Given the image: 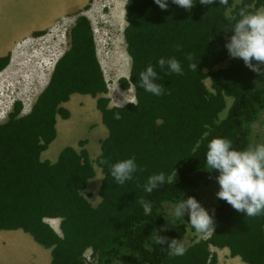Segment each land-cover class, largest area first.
Instances as JSON below:
<instances>
[{
    "label": "trees",
    "instance_id": "trees-1",
    "mask_svg": "<svg viewBox=\"0 0 264 264\" xmlns=\"http://www.w3.org/2000/svg\"><path fill=\"white\" fill-rule=\"evenodd\" d=\"M167 3L166 11L154 0L124 4L123 34L131 63L129 76L119 79V84L133 86L134 102L109 107L91 22L78 14L69 29L70 45L54 62L30 111L21 114L22 103L17 100L0 123V230L29 233L51 248V264H83L88 247L95 264H217L210 245L227 246L247 264H264V214L248 217L223 200L204 202L198 197L202 186L219 189L218 173L210 172L206 164L209 141L222 137L237 150L247 148L252 145L251 125L264 111V75L251 71L240 59H229L224 46L233 34L228 30L234 24L231 18L239 19L241 8L256 12L264 7V0H229L227 6L219 0L212 5L196 0L190 11L171 0ZM189 53L191 63H198L197 71L188 67ZM173 57L180 61L182 75L169 73L167 65L163 70L158 66L160 58ZM226 60L228 64L221 66ZM9 61L10 55L0 57V71ZM149 65L158 74L155 83L163 88L161 96L139 86V74ZM75 92L96 98L108 130L100 140V153L91 160L86 148L65 146L55 162L41 160V151L56 136L57 115L69 117L62 103ZM132 157L142 170L123 185L111 176L109 165L100 164ZM94 164L103 173L101 201L95 207L83 194L95 175ZM174 171L176 178L168 183L167 176ZM160 172L166 182L151 194L145 192L149 176ZM189 196L210 215L214 210L215 231L189 244L185 255L174 256L167 244L157 245L153 237L157 232L171 240L195 230L187 214L184 220H175L165 207ZM142 199L153 204L150 212L140 204ZM55 217L61 218V235L44 220ZM165 227L167 231H160Z\"/></svg>",
    "mask_w": 264,
    "mask_h": 264
},
{
    "label": "rangeland",
    "instance_id": "rangeland-1",
    "mask_svg": "<svg viewBox=\"0 0 264 264\" xmlns=\"http://www.w3.org/2000/svg\"><path fill=\"white\" fill-rule=\"evenodd\" d=\"M125 3L126 0H87L84 8L76 12L77 14H68L55 26L43 30L42 34H34L33 37L21 41L9 61V69L0 73V123L7 119L15 101L22 103L21 114H26L23 113V104L29 106L34 103L48 82L54 62L70 45L69 29L78 14L87 16L91 22L97 56L108 84V92L104 95L109 98V107L134 102L133 86L123 88L119 84V79L129 76L131 63L123 34L127 24ZM77 94L88 96V99L83 98V102H80L83 105L74 103V99L68 102L70 117L68 120L58 118L57 137L49 145L50 151L54 153H60L63 146H71V143L79 142L82 138H88L86 148L89 147V152L92 147L96 150L99 147L100 150V143L96 138L107 134V128L101 121V113L95 104L96 98ZM88 122L92 129L87 126ZM250 139L252 145L264 143V111L251 125ZM81 148H85V144L77 143L76 149ZM101 175L102 173L97 172L91 182L100 184ZM202 187L198 192L199 199L216 202L219 189L215 185ZM175 205L166 203L165 207L173 211ZM48 221L58 230L57 220ZM29 264H34V259Z\"/></svg>",
    "mask_w": 264,
    "mask_h": 264
},
{
    "label": "clouds",
    "instance_id": "clouds-1",
    "mask_svg": "<svg viewBox=\"0 0 264 264\" xmlns=\"http://www.w3.org/2000/svg\"><path fill=\"white\" fill-rule=\"evenodd\" d=\"M162 11L168 8L167 0H154ZM171 2L185 10H191L195 6L194 0H171ZM201 5H212L215 0H199ZM220 5L227 6L229 0H219ZM239 19L233 16V26L228 29L233 34L224 45L228 55L233 59H240L251 71L264 75V8L256 12H248L241 8L238 13ZM225 30V31H228ZM177 51L182 50V45L177 44ZM190 61L188 67L197 71L198 63H191L192 55L185 57ZM253 61L256 63L254 64ZM158 66L163 70L165 65L169 73L182 75L183 67L176 58H160ZM158 78L153 66L149 65L146 70L139 74V86L146 92L156 96L163 95L161 85L155 83ZM136 107V103H133ZM118 118V117H117ZM100 164L109 165L111 176L123 185L133 179V174L142 169L138 168L135 157L109 164L108 160H101ZM206 164L211 171L218 175L215 177L219 184L216 193L218 199L227 202L237 212L245 213L248 217H256L264 214V144L249 145L243 150L233 147L232 141L227 138L216 137L209 141L206 152ZM175 171L167 176V182L173 184ZM212 179V177H209ZM166 182L164 172L149 176L144 186L145 192L151 194L154 190ZM146 213L150 212L153 204L150 201L141 200ZM175 220H184L185 214L189 216V224L198 234L209 235L215 231L214 210L210 215L201 203L192 196L181 200L172 211ZM169 223V222H168ZM160 231H167V227ZM157 245L167 244V251L174 256L186 254V247L182 240L171 239L161 236L157 232L153 237Z\"/></svg>",
    "mask_w": 264,
    "mask_h": 264
},
{
    "label": "crops",
    "instance_id": "crops-1",
    "mask_svg": "<svg viewBox=\"0 0 264 264\" xmlns=\"http://www.w3.org/2000/svg\"><path fill=\"white\" fill-rule=\"evenodd\" d=\"M86 2L87 0H0V57L10 55V59H12L15 47L21 41L33 37L34 33L37 31L47 30L50 27L55 26L63 20L66 15L81 11L86 5ZM261 8L264 7L261 6L258 10ZM227 64L228 60H226L221 66H226ZM8 65L0 71V73L8 70ZM83 98L88 99V96L79 95L77 92L72 93L69 100L62 103V106L69 110L67 104L71 99H74V103L78 102L79 105H83V103H80L83 102ZM29 110L30 109L27 110V107H25L23 113H27ZM69 117L63 119L68 120ZM58 118H60L59 115L56 117L55 128ZM87 126L89 129L93 128L90 126L89 122L87 123ZM96 127L97 126L95 125V128ZM107 135L108 130L106 136ZM106 136L97 137L96 141L100 143V140L104 139ZM56 137L57 130L55 138ZM81 140H84L86 148L89 143L88 138H82ZM77 143V141L73 142L71 143V146L76 149ZM49 145L46 149L41 151L40 159L55 162L59 153L57 154V152L54 153L50 151ZM76 150L79 151L80 149ZM86 150L91 160H95L100 153L99 147L97 150L92 147L90 152L88 151L89 147L88 149L86 148ZM94 169L95 175L97 172L102 173L101 168L95 164ZM101 176L103 178V173ZM93 178L94 177L89 179L87 187L83 190V194L91 205L95 207L101 201V197L98 193L101 183L98 184L96 181L92 183L91 180ZM48 219L53 221L57 220L58 230L53 227V224H51ZM44 220H47L46 222L53 228V230L61 235V218H44ZM195 237L196 235L194 232L188 229L182 237L174 239L182 240L184 246L187 247L189 244L198 241L194 240ZM209 249L216 254L217 264H247L239 255H232L227 246L218 247L210 245ZM31 259H34V264H51V248H46L37 243L29 233L24 232L22 229L0 230V264H29Z\"/></svg>",
    "mask_w": 264,
    "mask_h": 264
},
{
    "label": "built area",
    "instance_id": "built-area-1",
    "mask_svg": "<svg viewBox=\"0 0 264 264\" xmlns=\"http://www.w3.org/2000/svg\"><path fill=\"white\" fill-rule=\"evenodd\" d=\"M23 107L24 108L27 107V110L31 109V104L29 106H25L23 104ZM193 232L196 235L194 240L207 239L211 235V234H209V235H201V234H198L195 230ZM197 237H198V239H197ZM82 260H83V264H95V258L92 255V249L90 247L86 248L85 251L83 252Z\"/></svg>",
    "mask_w": 264,
    "mask_h": 264
},
{
    "label": "bare ground",
    "instance_id": "bare-ground-1",
    "mask_svg": "<svg viewBox=\"0 0 264 264\" xmlns=\"http://www.w3.org/2000/svg\"><path fill=\"white\" fill-rule=\"evenodd\" d=\"M47 83V82H46ZM47 221V220H46ZM58 227V226H57ZM57 230V229H56Z\"/></svg>",
    "mask_w": 264,
    "mask_h": 264
}]
</instances>
